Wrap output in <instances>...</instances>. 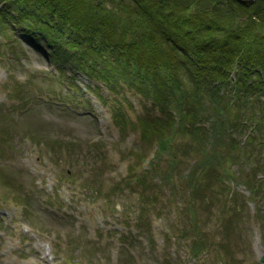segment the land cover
<instances>
[{"label": "rangeland", "instance_id": "1", "mask_svg": "<svg viewBox=\"0 0 264 264\" xmlns=\"http://www.w3.org/2000/svg\"><path fill=\"white\" fill-rule=\"evenodd\" d=\"M237 1L264 11L249 5L257 0ZM212 4L218 19L233 12L226 0L192 7ZM10 34L7 46L0 36V264H264L262 124L248 145L243 127L230 143L178 130L172 146L157 149L140 137L146 110L134 94L122 131L88 87L107 98L97 80L79 72L78 88L65 76L58 85L61 72L43 50L16 28ZM185 70L178 74L188 80ZM141 173L145 184L134 182ZM209 173L216 180L206 185Z\"/></svg>", "mask_w": 264, "mask_h": 264}, {"label": "trees", "instance_id": "2", "mask_svg": "<svg viewBox=\"0 0 264 264\" xmlns=\"http://www.w3.org/2000/svg\"><path fill=\"white\" fill-rule=\"evenodd\" d=\"M124 1L0 0V36L6 38L1 43L10 45L16 37L10 30L16 28L18 38L42 49L56 65L58 85L65 76L67 88H77V72L103 84L109 100L99 85L92 89L111 107L122 131L130 123L127 93L140 96L147 103L137 117L140 137L150 138L157 149L172 146L178 130L221 142L226 137L229 143L243 127L250 133L259 126L262 132L264 11L226 0L233 12L221 20L217 5L192 7L197 0L180 1L181 7L178 0H127L130 7ZM255 3L264 0L249 5ZM64 65L73 74L66 75ZM181 67L188 80L178 74ZM8 91L11 98L18 92L16 86ZM253 137L243 144L253 143ZM141 174L135 183L147 182ZM212 180L210 173L204 179L206 185ZM200 237L194 256L202 249Z\"/></svg>", "mask_w": 264, "mask_h": 264}, {"label": "water", "instance_id": "3", "mask_svg": "<svg viewBox=\"0 0 264 264\" xmlns=\"http://www.w3.org/2000/svg\"><path fill=\"white\" fill-rule=\"evenodd\" d=\"M241 1H243V2H247L248 0H241ZM250 1H251V0H250ZM260 261H261V262H264V254L261 255V257H260Z\"/></svg>", "mask_w": 264, "mask_h": 264}]
</instances>
